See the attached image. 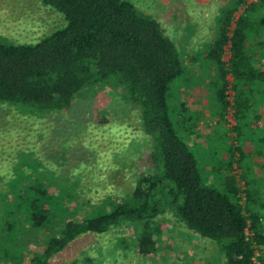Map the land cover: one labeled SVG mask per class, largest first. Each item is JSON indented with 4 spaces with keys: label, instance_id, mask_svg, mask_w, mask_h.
Returning a JSON list of instances; mask_svg holds the SVG:
<instances>
[{
    "label": "trees",
    "instance_id": "1",
    "mask_svg": "<svg viewBox=\"0 0 264 264\" xmlns=\"http://www.w3.org/2000/svg\"><path fill=\"white\" fill-rule=\"evenodd\" d=\"M40 1L62 14L65 24L35 43L0 38V102L22 106L33 120V115L43 114L40 110L69 107L79 92L112 81L138 109L142 132L155 148L158 170L139 175L125 200L110 209L100 205L88 214L94 202H89L91 195L77 199L86 188L77 191L70 184L72 172L62 173L49 161L52 169L47 172L38 165L24 169L14 163L17 150L41 144L30 132L24 139L17 135L10 140L14 145L1 139V255H13L16 264H50L82 234L96 236L99 242L101 235L129 225L137 255L152 257L162 236L157 237L158 228L149 223L170 205L162 201L170 196V206L184 225L217 244V256L206 264H255V259L264 264V216L255 205L242 206L243 190L231 172L223 178L224 191L202 182L194 154L169 117L167 101L171 82L197 64L210 76L208 84L215 85L219 116L233 110L238 160L250 151L246 148L251 134L243 128L264 130V0H223L208 47L197 50L200 54H194L193 47L188 50L189 65L159 22L129 0ZM228 89L233 91L232 102L226 98ZM233 165L238 167L234 161L227 166ZM240 177L244 180V175ZM87 192L98 201L105 196L104 191ZM245 195L252 197L248 191ZM6 245L14 251L9 253Z\"/></svg>",
    "mask_w": 264,
    "mask_h": 264
},
{
    "label": "rangeland",
    "instance_id": "2",
    "mask_svg": "<svg viewBox=\"0 0 264 264\" xmlns=\"http://www.w3.org/2000/svg\"><path fill=\"white\" fill-rule=\"evenodd\" d=\"M129 1L159 22L185 64L189 65L185 58L188 50L193 47L194 54H200L197 50L208 47L211 41L208 36L214 31L215 16L223 0ZM64 24L62 14L43 5L40 0H0V38L14 44L35 43ZM223 57L227 60L229 52L225 51ZM189 67L191 72L173 80L167 94L169 117L177 133L194 154L203 183L224 191L223 178L231 172L243 190L242 206L253 208L255 205L264 216V130L261 127L243 128L250 132L252 142L246 148L250 151L245 150V156L238 160V154L233 150L238 146L232 129L236 123L233 110L226 109L224 118L220 117L221 105L215 94V85L208 84L210 76L195 63ZM216 75L213 79L220 86L222 82ZM227 78L232 79L230 75ZM120 89L115 88L112 81L100 82L79 92L69 107L57 111L40 110L44 118L33 115V120L31 113L22 106L0 102V140L14 145L10 140L17 135L24 139L23 135L30 132L33 141L42 145L17 150L15 164L24 169L38 165L41 171L47 172L52 169L47 161L54 162L63 169L62 173H73L70 184L77 191L86 188L79 191L77 199L91 195L89 202L94 203L88 214L94 213L100 205L110 209L116 202L129 197L132 183L139 175L156 174L158 170L155 148L142 132L139 111L124 99V92ZM226 94L227 100L232 102L233 91L228 89ZM228 161H234L238 167L233 165L230 169ZM242 175L244 180L240 177ZM81 177L80 185L76 186ZM90 190L99 191L97 195L104 191V200L98 201L93 192H87ZM245 191L250 193L251 199H246ZM162 201L172 205L170 196ZM170 205H165L149 223L150 227L158 228L155 229L156 236H162L159 249L152 257L137 255L135 232L128 231L131 226L123 225L119 232L101 235L99 242L96 236L80 235L50 264L211 262L218 254L217 244L188 229ZM247 234L250 235L249 230ZM6 249L9 253L14 251L8 245ZM0 264H16V261L13 255H1L0 252Z\"/></svg>",
    "mask_w": 264,
    "mask_h": 264
},
{
    "label": "built area",
    "instance_id": "3",
    "mask_svg": "<svg viewBox=\"0 0 264 264\" xmlns=\"http://www.w3.org/2000/svg\"><path fill=\"white\" fill-rule=\"evenodd\" d=\"M255 264H259L258 261L255 259Z\"/></svg>",
    "mask_w": 264,
    "mask_h": 264
}]
</instances>
